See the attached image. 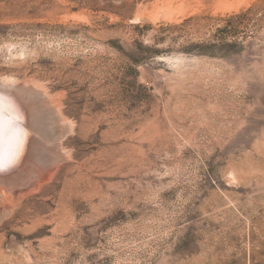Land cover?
Instances as JSON below:
<instances>
[{"label": "rangeland", "instance_id": "obj_1", "mask_svg": "<svg viewBox=\"0 0 264 264\" xmlns=\"http://www.w3.org/2000/svg\"><path fill=\"white\" fill-rule=\"evenodd\" d=\"M0 76L73 124L0 264H264V0H0Z\"/></svg>", "mask_w": 264, "mask_h": 264}, {"label": "bare ground", "instance_id": "obj_2", "mask_svg": "<svg viewBox=\"0 0 264 264\" xmlns=\"http://www.w3.org/2000/svg\"><path fill=\"white\" fill-rule=\"evenodd\" d=\"M24 84L18 87L9 77L0 79V93L16 104L19 128L26 133L19 149L14 140L8 139L0 148V162L4 165V170L0 171V221L13 210L14 201L23 196L27 187L38 189L59 166V161L70 158L69 150L62 149L61 142L72 131L73 124L47 90L39 85ZM33 84L38 83L33 81Z\"/></svg>", "mask_w": 264, "mask_h": 264}, {"label": "snow or ice", "instance_id": "obj_3", "mask_svg": "<svg viewBox=\"0 0 264 264\" xmlns=\"http://www.w3.org/2000/svg\"><path fill=\"white\" fill-rule=\"evenodd\" d=\"M18 108L12 99L0 93V148H2L5 140H14L17 149L22 146L23 138L26 135L19 128ZM4 170V165L0 162V171Z\"/></svg>", "mask_w": 264, "mask_h": 264}]
</instances>
